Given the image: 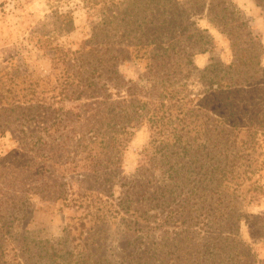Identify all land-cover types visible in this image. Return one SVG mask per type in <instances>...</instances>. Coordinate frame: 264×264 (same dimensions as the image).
Returning a JSON list of instances; mask_svg holds the SVG:
<instances>
[{
	"label": "trees",
	"instance_id": "obj_1",
	"mask_svg": "<svg viewBox=\"0 0 264 264\" xmlns=\"http://www.w3.org/2000/svg\"><path fill=\"white\" fill-rule=\"evenodd\" d=\"M258 3L264 7V0ZM233 9L225 5L223 14L210 17L230 40L232 60L211 57L202 68L194 56L210 50L211 38L191 20L195 10L177 6L176 25L139 22L122 32L145 49L144 84L120 73L126 53L120 41L105 40L115 29L109 14L94 26L88 45L44 46L63 64L60 101L86 102L56 108L44 100V115L53 113L44 133L54 128L59 134L44 137L37 168L51 186L65 170L82 169L100 182L97 193L106 190L102 185L126 187L115 212L130 216L126 225L136 236L129 244L141 264H255L240 229L245 186L264 138V45L242 11ZM228 13L231 21L224 20ZM61 17L68 31L73 16ZM144 123L150 139L143 161L135 174L121 177L123 152ZM18 196L1 201L19 211L26 201ZM175 227L181 228L177 240Z\"/></svg>",
	"mask_w": 264,
	"mask_h": 264
},
{
	"label": "rangeland",
	"instance_id": "obj_2",
	"mask_svg": "<svg viewBox=\"0 0 264 264\" xmlns=\"http://www.w3.org/2000/svg\"><path fill=\"white\" fill-rule=\"evenodd\" d=\"M189 1L0 0V264L143 262L136 259L138 253L129 244L136 236L126 225L130 216L115 212L122 206L118 198L126 187L102 185L101 190H106L97 193L100 182L91 177L93 172L82 169L65 170L64 176L58 173L63 178L51 186L44 181V170L37 168L44 155V137L59 134L54 128L44 133L53 114L44 115V100L56 108L86 102V98L60 101V88L56 86L63 64L49 58L44 46L88 45L94 26L109 14L114 35L103 37L120 41L126 53L127 60L120 62L119 71L127 79L144 84L139 75L146 70L145 49L136 45L137 39L121 36L122 32L139 22L147 26L176 25V7L188 8V12L195 10L191 20L207 29L211 38L210 50L194 56L198 67H205L211 57L230 62L231 42L210 19L223 14L225 5L230 11L236 7L242 11L264 45V7L258 0H198L193 7ZM209 7L215 11L210 12ZM65 13L73 16L74 25L68 31L62 28L61 15ZM231 16L226 14L224 20L231 21ZM153 29L148 37L153 36ZM262 61L264 64V53ZM149 139L150 131L144 123L123 152L118 168L121 177L136 173ZM259 142L262 146L254 153L256 172L245 186L247 199L240 232L254 253L255 264H264V138ZM41 144L43 149L37 150ZM13 194L19 195L14 199L26 201L24 209L17 211L11 201H1ZM175 230L173 237L177 240L181 228Z\"/></svg>",
	"mask_w": 264,
	"mask_h": 264
}]
</instances>
